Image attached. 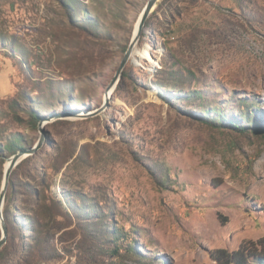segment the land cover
I'll list each match as a JSON object with an SVG mask.
<instances>
[{"label": "rangeland", "instance_id": "obj_1", "mask_svg": "<svg viewBox=\"0 0 264 264\" xmlns=\"http://www.w3.org/2000/svg\"><path fill=\"white\" fill-rule=\"evenodd\" d=\"M147 1L0 0V188L5 145L53 117L9 176L0 264H216L264 235V0H159L85 116Z\"/></svg>", "mask_w": 264, "mask_h": 264}, {"label": "water", "instance_id": "obj_2", "mask_svg": "<svg viewBox=\"0 0 264 264\" xmlns=\"http://www.w3.org/2000/svg\"><path fill=\"white\" fill-rule=\"evenodd\" d=\"M158 1L159 0H148L147 1L146 5L144 6V8H143V10H142V12L138 18V25H137L136 30L132 33V37L130 39V43L128 45V48L125 51L123 57L121 58L120 64H119L118 69L116 71V76L112 80V82L109 85V88L106 92V97H105L104 103L92 111H87L85 116L97 115V114L101 113L103 110H105V108L107 107L109 100L112 97L113 91L116 88L117 79L121 76V73H122L127 61L129 60L132 53L134 52L136 44L139 41V38H140L141 33L143 31L145 21H146L147 17L149 16V14L152 12V10L155 8ZM52 118L53 117H49V118H46L45 120L40 121L39 130H40L42 135L39 138V140L33 146L28 147V148H19L14 154H12L8 158L9 164L7 165V167L4 168L2 185L0 188V228H1L0 247L6 242V238H7V227H6L5 222L3 221V204H4L8 184H9V176L11 174V171L19 162H21L23 159L35 154L41 148V146L43 145V142H44V137L46 135V130L44 128V124L49 122L50 120H52Z\"/></svg>", "mask_w": 264, "mask_h": 264}, {"label": "trees", "instance_id": "obj_3", "mask_svg": "<svg viewBox=\"0 0 264 264\" xmlns=\"http://www.w3.org/2000/svg\"><path fill=\"white\" fill-rule=\"evenodd\" d=\"M32 117L38 120L37 115L32 114ZM221 117L223 116L221 115ZM231 127L240 132L249 129V127L245 125H239L234 122H231ZM250 129L255 132L264 133V126L252 127ZM19 141L20 138L16 136L10 140L5 147L10 151H16L21 148ZM210 257L216 264H264V235L257 239L243 240L238 247L233 250L215 248L210 251Z\"/></svg>", "mask_w": 264, "mask_h": 264}, {"label": "bare ground", "instance_id": "obj_4", "mask_svg": "<svg viewBox=\"0 0 264 264\" xmlns=\"http://www.w3.org/2000/svg\"><path fill=\"white\" fill-rule=\"evenodd\" d=\"M137 25H138V20H137V24H136V26H135V28H134V31L136 30ZM134 31H133V32H134ZM135 50H136V48H135ZM135 50H134V52H135ZM8 164H9V160L6 161V163H5V167H7Z\"/></svg>", "mask_w": 264, "mask_h": 264}]
</instances>
